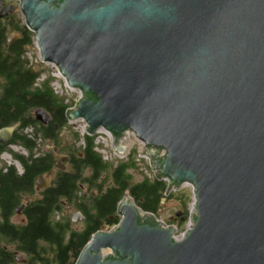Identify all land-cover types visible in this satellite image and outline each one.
<instances>
[{"label":"water","instance_id":"water-1","mask_svg":"<svg viewBox=\"0 0 264 264\" xmlns=\"http://www.w3.org/2000/svg\"><path fill=\"white\" fill-rule=\"evenodd\" d=\"M17 1L41 61L82 93L66 120L110 132L121 157L133 131L166 181L162 204L186 184L194 194L179 239L125 194L118 224L95 232L74 264H264V0ZM14 9L0 0V18ZM34 118L50 121L42 109Z\"/></svg>","mask_w":264,"mask_h":264},{"label":"trees","instance_id":"trees-1","mask_svg":"<svg viewBox=\"0 0 264 264\" xmlns=\"http://www.w3.org/2000/svg\"><path fill=\"white\" fill-rule=\"evenodd\" d=\"M10 29L21 30L22 36L14 44H7L5 29L0 28V129L16 125L7 144L22 146L29 155L12 152L24 172L18 175L14 167H9L0 175V202L11 212L24 195L29 199L22 210L25 222L22 225L7 222L0 233L6 243L13 244L25 255L24 264H74L95 232L118 224L120 217L116 207L125 194L142 211L159 217L166 182L144 176L133 181L127 173L129 169H136L132 158L118 161L116 166L104 162L93 150L92 136L86 135L84 146L78 147L77 135L66 128L64 100L50 87L51 77L34 86L42 71L36 74L24 56L26 49L32 47L33 34L24 25L15 23ZM37 109L50 116L49 123L35 120L33 113ZM28 126L36 129L35 137L39 133L42 140L52 146L51 150L45 149L34 157L36 138L32 140L23 133ZM64 131L71 133L72 138L66 146L60 138ZM7 144H0V154L8 150ZM53 147L66 153L67 168L56 170L49 186L36 191L35 178L53 168ZM172 196L173 192L165 201ZM67 206L75 207L83 215L81 230H74L71 216H64ZM2 252L0 264H11L12 252Z\"/></svg>","mask_w":264,"mask_h":264},{"label":"built area","instance_id":"built-area-1","mask_svg":"<svg viewBox=\"0 0 264 264\" xmlns=\"http://www.w3.org/2000/svg\"><path fill=\"white\" fill-rule=\"evenodd\" d=\"M7 1L9 2V0H7ZM14 1L18 2L17 0H14ZM32 40H33V43L35 44L34 35L32 37ZM35 46H36V44H35ZM38 54H39V52H38ZM39 59H40V56H39ZM28 61H29L30 65H33V61L31 58ZM39 61L41 63H44V64L45 63L49 64L50 65V71H49V74H46L47 72H44V70H41L42 72L35 79L34 86H39L40 83L46 77H51L50 87L53 90L54 94L63 98L64 103L66 105V109L72 108L82 96L80 89L70 87L67 84L65 78L60 74L56 65H54L53 63H50V62H42L41 59ZM35 63H36V61H35ZM66 121H67L66 122V126H67L66 128L67 129L69 128L72 132H74L77 135L76 145L78 147H83L85 136L86 135L89 136L86 132V129H85L86 128V122L82 118H78L75 120H66ZM24 133L28 137H34V127H32V126L26 127L24 129ZM129 135L134 139V143L132 144L131 148L129 149L128 154L125 157H121L113 151V149H112V136H111L110 132H108L107 130H105L103 128H99L92 135V137H93V140H92L93 150L101 157V159L104 162H107V163H114V162H118V161H123V160H126L128 157L132 158L137 170H139V172L144 177H146L147 179H150V180L155 179L154 171L151 169L148 158L143 156V155L142 156L138 155V153H137L139 147L142 146V142L135 136L133 131H129ZM36 142H37V145H39V142H40L39 137L36 138ZM18 147H19V150L22 154H26V150L22 146L18 145ZM163 153H164V151H162L161 155ZM162 181H165V180H162ZM186 185L190 187V191L192 194V204L186 213V215H187V219L185 220V222L187 223L186 228L181 233H179L178 228L174 226L176 228V238H178V239L182 238L185 231L190 229L192 223L189 219V213L191 210L194 209V206H195V200H194V194H193L192 186L190 184H186ZM175 191H177V190H175ZM172 192H174V191H172ZM160 221H162V220H160ZM167 226H169V225H167Z\"/></svg>","mask_w":264,"mask_h":264},{"label":"flooded vegetation","instance_id":"flooded-vegetation-1","mask_svg":"<svg viewBox=\"0 0 264 264\" xmlns=\"http://www.w3.org/2000/svg\"><path fill=\"white\" fill-rule=\"evenodd\" d=\"M4 4L6 5V4H12V3L8 2L7 0H4ZM13 12H11L8 15L0 18V28H4L5 29V33H6V29H10L14 25V22L12 21V19H13ZM10 30L11 31L6 36V42H7V44H14L15 41L22 36V31L21 30H17V29H10ZM9 36H11V38H10L11 41L10 42L7 41V38ZM12 126L14 127V129H13V132H12L10 138L8 140H6L4 143L3 142H0L1 145L2 144L3 145L4 144H7L11 140V138L13 136V133L16 130V125H12ZM7 127H11V126H7ZM3 128H6V127H3ZM3 128H1V129H3ZM35 132H37V131L34 128V137H29V138H31L33 140L34 138H38L39 137V139H40L39 145H36L34 147V149H33L34 157H37L43 150H45V149H50L51 150L52 146L49 147V144L46 145L45 142L42 140V138H41V136H40L39 133L37 134V137H35ZM23 133H24V130H23ZM62 143H63V141H62ZM68 143L69 142H67V144H63V145L66 146V145H68ZM9 145H11V144H7V147ZM52 151L54 152V159H53V168L50 171H52L53 169L54 170L50 173V175L48 177H46V176H47V174L50 171H48L45 174H40V175H38L35 178L34 183H35V190L36 191L41 190V189H44L47 186H49L50 181H51V177H52V175L54 174V172L56 170H65L67 168L68 156L66 155V153L63 152V151H59L58 148H56V147H53ZM7 152L10 155L9 156V162H7V164H5L2 161H0V175L3 176V174H5L8 171V168L9 167H14L15 170H16V173L18 175H22L23 172H24V168L22 167L21 163L19 162L18 159H16L14 157V154L12 153L13 151H11V149H8ZM2 154H3V152L0 154V160L2 159V157H1ZM22 155H24L25 157L26 156L28 157V155H29L28 154V151L26 150V154H22ZM57 155L58 156L59 155H63V156H66L67 157L66 161H63L60 164L62 166V168H55L54 167V160H55V158L58 157ZM15 162L17 163V164H15L17 166H15V165L12 164V163H15ZM114 164H115V162H114ZM39 178H42V180L40 181V183H42V184L45 183V178H46L47 185L45 187H38L37 181H38ZM28 199H29L28 196L24 195L22 197L21 201L16 206H13L11 212H10V208L9 209H5L6 208L5 207V204L0 202V229H3L7 222H9L11 224H14V225H22L25 222V218L23 216L22 210H23L24 205L27 203ZM77 212H80V210L77 209ZM176 212L177 211H175L173 213V215H170L169 218L167 219V222H164V223L167 224V225H174L175 227H179V225L182 222L181 221V217L184 216L185 213L183 211V213H181L179 215V217H177L176 214H175ZM157 219H158V217H157ZM8 246L9 247H12L13 249L9 248ZM6 251L12 252L13 262L11 264H17V263L24 264L26 262V260L24 262H18L17 260H15L14 252H20V251L16 250L14 248V245L13 244H10L9 245L8 243H6V240H5L4 236L2 235V233H0V262L3 261V259L1 258V252L4 253ZM23 258L26 259L25 255L23 256Z\"/></svg>","mask_w":264,"mask_h":264},{"label":"rangeland","instance_id":"rangeland-1","mask_svg":"<svg viewBox=\"0 0 264 264\" xmlns=\"http://www.w3.org/2000/svg\"><path fill=\"white\" fill-rule=\"evenodd\" d=\"M10 3H12L15 6V10L13 12V19L12 21L16 24V25H24V16L23 14L20 12L19 8H18V2L14 1V0H9ZM11 30L8 29L6 31V36L9 34ZM24 56L26 57V59H32L33 61V70L39 73V71L44 70V72H47L46 74H49L50 71V65L49 64H44L41 63L39 60V54H38V49L36 48L35 44L32 43V47H28L26 49V52L24 54ZM36 61V63H35ZM71 133L68 132V136H67V142H69V140H72L71 138ZM47 145V143H45ZM49 147H51V145H49ZM8 149H11V151L18 153V154H22L19 150L18 145L16 144H11L8 146ZM63 154V153H62ZM9 153L3 152V154L1 155L2 159L0 161H2L3 163L7 164V162H9ZM58 156V155H57ZM134 163V162H133ZM13 165L17 164L12 163ZM17 166V165H15ZM136 167V166H135ZM137 169V168H136ZM136 169H129L127 171L128 174H130L131 178L133 181H139L142 178V174L139 172V170ZM183 203H182V202ZM192 204V194L190 191V187L187 185H184L183 187H181L179 190L174 191L173 192V196L171 199L163 202V206L161 207V209L159 210L158 214L159 217L158 219L162 220L163 222H167V219L169 218L170 215H173V213L175 211H180L181 213H183V211H187ZM77 209L73 206H67L64 209V216L69 218L73 213H76ZM179 217V216H177ZM83 221V220H82ZM82 221H77L75 223H72V228L74 230H81L83 228V223ZM187 226V223L181 222V224L179 225L178 228V232L181 233ZM10 245V244H9ZM9 247V246H8ZM11 249H13L12 247H9ZM107 251H104L103 254H106ZM20 264V263H17Z\"/></svg>","mask_w":264,"mask_h":264},{"label":"bare ground","instance_id":"bare-ground-1","mask_svg":"<svg viewBox=\"0 0 264 264\" xmlns=\"http://www.w3.org/2000/svg\"><path fill=\"white\" fill-rule=\"evenodd\" d=\"M26 135V134H25Z\"/></svg>","mask_w":264,"mask_h":264},{"label":"clouds","instance_id":"clouds-1","mask_svg":"<svg viewBox=\"0 0 264 264\" xmlns=\"http://www.w3.org/2000/svg\"><path fill=\"white\" fill-rule=\"evenodd\" d=\"M186 215V214H185Z\"/></svg>","mask_w":264,"mask_h":264}]
</instances>
